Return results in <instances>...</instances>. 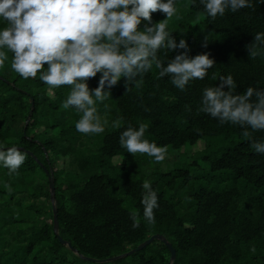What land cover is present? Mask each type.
<instances>
[{"label":"trees","instance_id":"16d2710c","mask_svg":"<svg viewBox=\"0 0 264 264\" xmlns=\"http://www.w3.org/2000/svg\"><path fill=\"white\" fill-rule=\"evenodd\" d=\"M176 8L168 30L177 41H188L190 56L210 53L216 63L185 90L160 77L155 65L137 82L122 78L96 105L106 121L102 133L77 131L81 114L74 106L63 107L71 85L50 86L39 74L23 78L11 67L14 53L4 49L0 147H18L25 161L11 174L0 163V264H171L169 248L157 239L113 261L80 256L107 260L154 234L176 249L173 264H264V154L251 147L253 140H264V130L249 128L251 136H245L242 126L198 111L202 90L218 86L221 76L232 74L238 93L264 87V55L252 58L247 48L255 33L264 32V5L214 20L199 0H176ZM164 19L166 14L156 11L140 27ZM6 24L0 19V27ZM182 51L161 48L158 56L167 64ZM100 75L89 78L90 88L99 86ZM141 123L146 139L166 147L163 160L121 146V132ZM199 140L205 146L195 160L164 164L170 152ZM52 174L59 236L76 252L55 233ZM146 179L159 197L154 224L143 218ZM132 213L139 227H133Z\"/></svg>","mask_w":264,"mask_h":264},{"label":"clouds","instance_id":"9594fccd","mask_svg":"<svg viewBox=\"0 0 264 264\" xmlns=\"http://www.w3.org/2000/svg\"><path fill=\"white\" fill-rule=\"evenodd\" d=\"M199 2L213 20L227 11L235 13L256 3L264 5V0ZM156 11L165 13L166 19L141 28L143 21H152ZM176 12V0H0V19L7 22L0 27V67L8 59L7 48L14 53L11 67L23 78L39 74L40 80L50 86L71 85L63 107L74 106L81 114L75 124L77 131L102 133L106 121H102L96 105L111 95L112 86L122 78L128 84L137 82L138 76L155 65L160 77L167 76L175 87L185 90L192 80L204 79L216 63L210 53L190 56L188 41H177L168 30V21ZM161 48L185 51L177 52L165 64L158 56ZM247 48L252 58L264 55V32L255 33L254 42ZM97 73L101 74L99 86L92 89L88 81ZM237 87L232 74L221 76L218 86L202 90L198 111L222 124H238L245 136H251L249 128L264 130V87L249 86L243 93H238ZM186 108L191 111L190 106ZM145 129L141 123L139 128L123 130L121 146L130 153H147L157 161L163 160L166 147L146 139ZM251 147L264 154V140H253ZM24 161L25 155L18 147H0V163L10 174L18 173ZM142 187L143 218L154 224L158 193L147 179ZM131 217L133 227H139L137 214Z\"/></svg>","mask_w":264,"mask_h":264},{"label":"water","instance_id":"95a60500","mask_svg":"<svg viewBox=\"0 0 264 264\" xmlns=\"http://www.w3.org/2000/svg\"><path fill=\"white\" fill-rule=\"evenodd\" d=\"M34 103H32V108H33ZM32 115V111H30V114L28 116V121L30 120ZM5 148H10V147H5ZM48 173V172H47ZM49 188H50V198H51V202L53 203V218H54V229H55V233L56 235L59 236V223H58V216H57V204H56V199H55V180L53 178V174L50 175L49 177ZM60 241L67 245L68 247H70L73 251L76 252V249L67 241H65L62 237L59 236ZM161 240L163 241L167 247L169 248L170 252H171V264H173V261L176 259V249L173 247V245L167 240V238H165L162 234H154L152 235L150 238H148L147 240H145L143 243L139 244L137 247L127 251L126 253H123L121 255H117L111 258H108L107 260H97V259H93V258H89V257H85L82 254H80V256L82 258L85 259H89V260H93L96 262H100L103 263L105 261H113V260H117L119 258H123L126 257L128 255L133 254L134 252L143 249L144 247H146L148 244L152 243L154 240Z\"/></svg>","mask_w":264,"mask_h":264},{"label":"rangeland","instance_id":"374dc122","mask_svg":"<svg viewBox=\"0 0 264 264\" xmlns=\"http://www.w3.org/2000/svg\"><path fill=\"white\" fill-rule=\"evenodd\" d=\"M49 95L53 96V91L49 89ZM205 146V141L204 140H199L197 143L194 145L187 144L183 146L181 149L172 151L168 154L166 158L168 160L165 161L166 166L170 165H175V166H182L183 163L192 161L196 159V153L198 151L203 150ZM69 257H73V254L68 251Z\"/></svg>","mask_w":264,"mask_h":264}]
</instances>
